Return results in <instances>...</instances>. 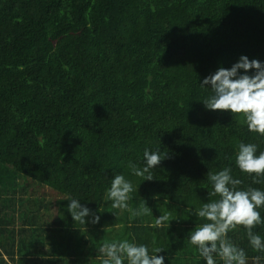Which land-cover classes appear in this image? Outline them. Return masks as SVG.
Returning a JSON list of instances; mask_svg holds the SVG:
<instances>
[{
    "label": "trees",
    "instance_id": "1",
    "mask_svg": "<svg viewBox=\"0 0 264 264\" xmlns=\"http://www.w3.org/2000/svg\"><path fill=\"white\" fill-rule=\"evenodd\" d=\"M241 56L264 64V0H0V264H102L100 247L124 239L162 248L164 264H206L189 237L219 199L208 172L264 191L236 165L238 144L259 155L264 135L203 104V80ZM145 148L167 154L151 181L128 167ZM117 174L151 214L112 208ZM70 198L99 222H74ZM228 239L264 264L242 225Z\"/></svg>",
    "mask_w": 264,
    "mask_h": 264
},
{
    "label": "clouds",
    "instance_id": "2",
    "mask_svg": "<svg viewBox=\"0 0 264 264\" xmlns=\"http://www.w3.org/2000/svg\"><path fill=\"white\" fill-rule=\"evenodd\" d=\"M243 70L244 74H240ZM255 70L250 76L247 73ZM212 95L207 97L203 104L209 110L229 111L232 114H242L250 132L264 135V64L258 60H251L241 56L231 69L219 68L203 80L201 87L209 86ZM258 146L253 143H239L236 156V165L242 173L253 176L254 184L262 183L264 176V152L257 155ZM167 154L161 149L143 152L144 166L129 161L128 167L132 173L144 180H153V169L158 166ZM207 178L213 185L214 191L210 194L219 196L217 200L204 203L196 210L195 215L204 218L207 222L196 227L190 234V243L197 246L199 255L206 260V264H217L214 256L218 255L224 264H246L244 249L237 247L228 239V232L242 225L247 230L250 245L254 250L264 251V242L259 234L253 232L255 226L262 223L258 209L264 206V191L249 187L247 190H238L240 179L232 176V169L225 167L219 172H208ZM134 187L124 175L117 174L107 191V199L112 201V208L126 209L130 218L152 213L146 202L138 209L129 206ZM68 211L74 222L86 224L85 217L92 216V223H98L100 217L82 206L78 199L70 198ZM169 222V214L165 213L156 218V225L161 226ZM104 258L102 264H164V257L157 253L164 251L160 247L149 253L144 244L137 245L127 239L105 242L99 249ZM259 261L261 257L254 258Z\"/></svg>",
    "mask_w": 264,
    "mask_h": 264
}]
</instances>
